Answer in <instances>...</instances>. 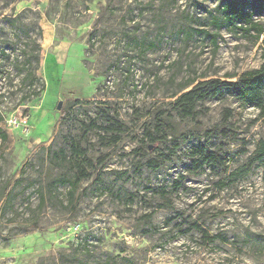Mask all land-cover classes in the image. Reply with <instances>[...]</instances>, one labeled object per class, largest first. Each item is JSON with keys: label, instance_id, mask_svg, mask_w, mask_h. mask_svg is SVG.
I'll return each instance as SVG.
<instances>
[{"label": "rangeland", "instance_id": "obj_1", "mask_svg": "<svg viewBox=\"0 0 264 264\" xmlns=\"http://www.w3.org/2000/svg\"><path fill=\"white\" fill-rule=\"evenodd\" d=\"M217 4L0 0V264H264V116L174 106L264 64V36L213 46Z\"/></svg>", "mask_w": 264, "mask_h": 264}, {"label": "trees", "instance_id": "obj_2", "mask_svg": "<svg viewBox=\"0 0 264 264\" xmlns=\"http://www.w3.org/2000/svg\"><path fill=\"white\" fill-rule=\"evenodd\" d=\"M218 4L210 12V31L204 32L211 39L213 46H217V36L221 30L235 31L242 34H254L256 39L264 36V26L256 17L264 15V0H217ZM236 77H228L226 80L211 79L206 81H191L181 91V94L174 101V106L183 118H193L196 115L198 103L207 100L223 99L226 94H231L245 106H252L264 116V64L259 68L247 71ZM230 116V114H229ZM3 117L0 113V125ZM2 138H5L3 136ZM155 143H161L153 139ZM201 152H204L203 150ZM255 161H264V142L257 150ZM203 158H206L204 156ZM78 177L73 181L60 180V184H69L71 194L76 190L81 180L86 179L84 171H80ZM11 182L4 189V195L8 194ZM41 202L44 198L41 197Z\"/></svg>", "mask_w": 264, "mask_h": 264}, {"label": "built area", "instance_id": "obj_3", "mask_svg": "<svg viewBox=\"0 0 264 264\" xmlns=\"http://www.w3.org/2000/svg\"><path fill=\"white\" fill-rule=\"evenodd\" d=\"M13 123V122H11ZM14 124H16V126L19 128H22V131L24 133L28 132V129H29V125H28V119L27 117H25L24 119H22L21 121L19 122H14Z\"/></svg>", "mask_w": 264, "mask_h": 264}, {"label": "water", "instance_id": "obj_4", "mask_svg": "<svg viewBox=\"0 0 264 264\" xmlns=\"http://www.w3.org/2000/svg\"><path fill=\"white\" fill-rule=\"evenodd\" d=\"M60 109H61V103L58 104V110H60Z\"/></svg>", "mask_w": 264, "mask_h": 264}]
</instances>
